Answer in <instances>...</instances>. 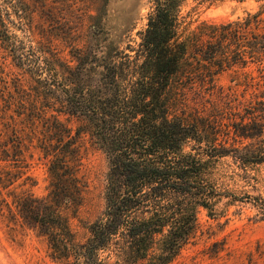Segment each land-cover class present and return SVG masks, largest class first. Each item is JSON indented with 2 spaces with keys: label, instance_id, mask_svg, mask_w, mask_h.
Listing matches in <instances>:
<instances>
[{
  "label": "trees",
  "instance_id": "obj_1",
  "mask_svg": "<svg viewBox=\"0 0 264 264\" xmlns=\"http://www.w3.org/2000/svg\"><path fill=\"white\" fill-rule=\"evenodd\" d=\"M186 1L153 0L136 45H76L64 60L39 44L25 54L11 29L26 28L24 1L0 0V48L23 68L9 78L0 63V216L43 235L61 264H169L200 209L228 219L244 203L264 219V3L193 24ZM85 139L107 164L103 209L79 239Z\"/></svg>",
  "mask_w": 264,
  "mask_h": 264
},
{
  "label": "rangeland",
  "instance_id": "obj_2",
  "mask_svg": "<svg viewBox=\"0 0 264 264\" xmlns=\"http://www.w3.org/2000/svg\"><path fill=\"white\" fill-rule=\"evenodd\" d=\"M28 17L23 26L11 25L17 42L24 45V53L33 56L38 44L60 55L64 60L76 45L84 44L89 49L105 50L106 43L126 48L127 43L136 45L146 26L153 0H23ZM264 0H187L182 13H190L193 24L199 20L221 21L256 10ZM186 18H190L187 16ZM39 41V43H37ZM0 48V63L8 77L23 71L11 55H4ZM61 59L63 62L64 60ZM253 73L258 71L253 67ZM23 78L30 80L28 72ZM53 75L43 73L41 78ZM229 72L220 74L221 84L233 83ZM28 82V81H27ZM198 100H191L194 105ZM71 124H75L71 122ZM83 167L86 187L84 202L77 218L73 220L77 237L83 239L87 224L100 214L104 205V153L84 140L82 144ZM35 179L32 189L41 194L47 183L46 166L35 153L28 170ZM264 178V164L259 166ZM19 181V180H18ZM17 181V182H18ZM264 193V187H259ZM251 193L256 191L251 190ZM241 206V213L210 217L204 209L198 212L199 227L195 236L169 264H264V219L256 220L248 204ZM47 240L35 229L0 216V264H61L48 253Z\"/></svg>",
  "mask_w": 264,
  "mask_h": 264
}]
</instances>
